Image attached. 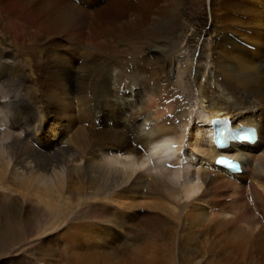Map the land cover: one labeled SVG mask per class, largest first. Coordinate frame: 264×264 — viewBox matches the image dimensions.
<instances>
[{"label":"bare ground","instance_id":"bare-ground-1","mask_svg":"<svg viewBox=\"0 0 264 264\" xmlns=\"http://www.w3.org/2000/svg\"><path fill=\"white\" fill-rule=\"evenodd\" d=\"M192 1L130 0L119 12H101L104 17L88 23L85 14L101 0H0V89L8 92L0 103L10 108L11 125L25 126L22 140L21 135L0 138V237L11 250L27 243L34 224L41 225L44 235L72 210L68 223L78 224L68 236L77 239L80 231L100 236L102 231V251L117 247L115 238L131 251L129 264H264V60L258 52L262 45L264 49V0H209L208 29L199 15L192 16ZM94 21L99 29L93 28ZM195 22L200 27H193ZM57 37L67 42L61 39L58 45ZM237 38L248 41L251 49ZM73 55L83 56L79 68H74ZM170 55L169 67L177 64L182 72L167 70L164 62ZM107 73L121 80L111 96L116 132L106 136L118 142L111 138L98 145L99 135L80 125L91 102L82 90ZM74 78H80L77 86ZM57 83L66 87L68 97L56 90ZM42 87L55 92L57 102L48 93L45 105ZM71 101L80 105L79 117L70 115ZM193 104L200 111L196 120L190 112ZM45 118L64 120L72 138L56 135ZM215 118H227L235 128H255L257 142L233 140L227 149L216 150L210 126ZM182 127L188 145L202 157L197 172L202 190L196 194L188 184L179 190L165 167L158 165L157 173L130 172L105 163L98 154L132 155L140 162L156 153L168 158L170 139H181ZM200 130L210 146L194 139ZM221 154L238 160L241 173L215 166ZM77 161L80 165L73 164ZM50 241L39 244L38 255ZM68 246L69 264H95L72 239ZM103 252L102 264L112 260L105 258L112 252ZM21 257L17 264H25Z\"/></svg>","mask_w":264,"mask_h":264},{"label":"rangeland","instance_id":"rangeland-1","mask_svg":"<svg viewBox=\"0 0 264 264\" xmlns=\"http://www.w3.org/2000/svg\"><path fill=\"white\" fill-rule=\"evenodd\" d=\"M129 1L130 0H120V2L116 4L114 2L110 3L111 2L110 0H105V2H103L101 0V2L98 3L97 5H95L94 7H92V6H91V8L88 7L87 10L90 8L88 11L89 12L91 11V13L89 15L85 14L84 17L87 19V21L89 23L94 18H97V16L104 17L101 15V12L104 13V11H105V12L109 13L110 15H113L114 12L115 13H117V11L119 12L121 7L125 4H127ZM188 3L190 4L191 1H189ZM111 4L113 6H114V4H116V6L113 7ZM208 4H209V0H193L192 1L193 6H190L192 16L199 15V19H201L202 23H204V20H205L204 25L206 26V29H208L211 26V18H209L210 17L209 16L210 15L209 10H211V9H210V6ZM9 16L12 19L16 20L14 13H9ZM131 17H129L130 20L133 19V16H131ZM94 22H96V21H94ZM98 25L100 26V23L99 24H98V22L94 23L93 28L99 29ZM200 25L201 24L195 22L193 27L198 28V27H200ZM88 32H89L88 29L85 30L86 35L88 34ZM245 32H248V31L246 30ZM260 33H261V36L264 37V30L260 31ZM61 39H63V42H67V40L65 38H61ZM61 39H59L58 37L55 38V40L58 42V45L62 44V43H60ZM237 39H235L236 42L245 46L246 48L251 49V46L249 45L248 41H241V40H239V39L237 40ZM83 41H86L87 43L90 42V40L87 41L84 39H83ZM84 43H80L79 46L83 45ZM79 46H78V49H79ZM50 47H52V46H50ZM261 47H262L261 49L258 47L259 48L258 52L261 56V59L264 60L263 45ZM256 49H257L256 46H254V51ZM82 57H83L82 55L80 57H78V55H76V56L73 55L71 57L72 61H75L74 68H79L83 64ZM100 57H101V55H100ZM100 57H96L97 60H100ZM173 58H174V55H170L165 59L164 64L167 67V70L173 69L175 73L177 72V70L182 72L180 66L177 64H175L172 68L169 67V65H170L169 62H170V60H173ZM167 62H168V64H167ZM111 66L113 67L115 65L112 64ZM111 66H110L109 72L111 71V68H112ZM105 75H104L105 78L95 77L93 80V83L90 84V88L82 90L84 96H86L89 99V101H91V102H90V105L85 106L86 108L84 107L85 113L83 114L84 117H83V115L81 117L83 122L80 125L84 126L83 128L85 130H88L89 132L93 131L94 133L99 135L98 145L99 144L106 145L107 143H110V140H112L113 138L115 140V141H113V143L118 142L116 140L115 136H110V138H108L106 136L110 132L111 133L116 132V131H114V129L117 126V118L111 117V114L114 110V103L111 101V98H112L111 96H112V93L117 91L116 88H118V87H116V86H118V84L120 85L121 80L119 79V75H118V78H116L117 76H115L114 80H112V78L107 76L108 73ZM98 78H100V79H98ZM116 79H117V81H116ZM118 79H119V81H118ZM78 81L80 83V78H79V80L74 78L73 85L77 86L79 84ZM102 82L105 84H103ZM102 86H104V87H102ZM112 86H113V88H112ZM34 88H35L34 91L31 92L32 94L37 89V87H35V86H34ZM57 89H58V91H60V94L62 93V95H65L68 97V94L66 93V91H64V89H66V87H64L63 85L62 86L60 85V87H59L58 83H57L56 90ZM40 91H42L41 93H42L43 99H44L43 103L45 105L50 103L48 101V99L46 98L48 93L52 94L51 101L57 102V99H56L57 95L55 92H53V93H50L49 91L46 92L43 87H42V89H40ZM99 91L102 94H100ZM127 93L130 94L127 102H130V104H132L133 103V100L131 98L132 91L130 89H128ZM1 94H2V96H1ZM15 94H16V92H15ZM60 94H59V96H60ZM89 94H90V96H89ZM4 95L6 97V95H8V92L5 91L4 89H0V97H4ZM108 99L110 101H108ZM101 101H103V102H101ZM194 101H195V99H194ZM194 101H193V103H194ZM111 102H112V104H111ZM70 103H72L71 106L69 107V109L71 111L70 115L71 116L74 115L73 117H79L80 114H78L79 112H78L77 106H80V105L74 101H71ZM99 106H100V108H99ZM116 108H117V111L119 113L120 109L118 110L119 107L117 106V104H116ZM190 108L192 109V111H190V112L191 113L194 112L191 115V117L193 116L192 119L195 118V120H196V117L200 113V111L198 112L199 108L197 107V105H194V104ZM65 110H67L66 107H62V109H60V111L63 113H65ZM10 112L11 111H10L9 107L4 106L0 103V138H1V140L5 141L7 139V136H9V135L18 136V138L21 135L20 140H22L23 129L25 128V126L23 125V123L22 124L19 123L20 125H15V126L11 125ZM54 112L55 111H53L51 113V116L55 114ZM101 114H105L106 118L104 119L103 115H101ZM259 120L260 119H257V121H259ZM21 121L23 122L24 120H21ZM45 121L50 122L54 125L53 128H54V132L56 135L64 134L65 136L66 135L68 137L70 136L69 139L72 138V136H71L72 131L67 132L66 129L63 128V126H66V124H64V122H63L64 120L61 119L58 121L57 120L51 121L50 118H45ZM74 126H77V125L75 124ZM108 129H110V130H108ZM183 129H184L183 127L179 128V134H180L179 136L182 135L181 139H180V137H179V139L178 138H171L170 139L172 146H171V151L169 153L168 158H163L159 153H156L154 155V157L150 156V158H151L150 161L146 160L143 157L144 159L142 158V161L140 162V161H134L132 155H121L119 153L112 154V153H110V151H105V150L103 152L98 153V154L101 157V159L103 161H105V163L108 162V164H110L113 167L124 169V170L126 169V170H129L130 172L135 171V170H137V171L140 170V171H149L150 173H157L158 170H155V168L159 167L158 165H160L161 167H165L162 170L172 174L171 179L174 183L177 184V187L179 188V190L181 189V186L183 187L185 184H188V185L193 186V194H196V193L200 192V190H202V182H201L200 178L198 177L197 172H199L200 165L203 162H201V164H200L202 157L198 156V154L188 145V142H187L188 137L186 136L187 133H186V130L185 129L183 130ZM69 130H71V129H69ZM101 130H102V132H101ZM181 131H183L184 133ZM5 136H6V138H5ZM68 137H65V139L63 140L64 143L62 142L63 144L66 145L65 140L68 139ZM205 138H206V136L203 133V131H201V130L199 132H197L196 136L194 137V139L197 140L198 142H200L201 145L208 147L210 145L207 142L208 140H206ZM108 140H109V142H107ZM3 141H1V142H3ZM130 145L133 148H137V150H138V148H139V150L142 149L140 146L137 147L135 142H133V143L131 142ZM1 148H3V147H1ZM41 151L46 152L45 149H41ZM73 164L80 165V162L77 161V162H74ZM162 170H159V171H162ZM3 193H4L3 191L0 192V195ZM193 194H191V195H193ZM90 201L91 200H89V202ZM96 202L97 201L92 200L90 204L95 205ZM246 203H249V198L246 199ZM69 209H71V208H69ZM71 211L72 210H67V212L65 213V216L63 217V220L56 226L55 230H52L51 232H47L44 235L40 236V233H39V232H41V225L39 223L34 224L33 226L35 228L32 226L31 229H29V235L26 237L27 243L24 244L23 246H16L14 250L10 249V245L7 243L6 238L0 237V264H17V260L22 259L21 256L26 257L25 264H28L29 262L35 263V264H69L68 263V261H69L68 257L70 256L71 250H72V247L68 246V242L70 239H72L76 243V246L80 250L82 256L88 260H91V261L96 260V261H94L95 264H102L101 259L104 257L103 251L112 252V253H108L107 256L105 257L106 259H112V260L109 261V260L103 259V261H104L103 264H110V263L111 264H129L130 256L132 254L131 251L130 250H127V251L124 250L123 249V247H124L123 242L118 241V243H117L116 242L117 240L115 238H114V242L112 244L116 245L117 247H115L113 249H111V247H107L106 249H104L102 251V249H101V243L103 242L102 241V239H103V232L102 231L100 233V236H96L93 232H85V231H80L77 234V239L72 237V236H68L69 234L71 235L73 226L75 224H78L76 222H74L73 225L71 223H68L69 219L72 217L71 214H74L73 213L74 211L73 212H71ZM261 217L264 218L263 216H261ZM93 224H95V223H93ZM262 229H261V231H262L261 237H264V228L262 227ZM48 233H50V234H48ZM110 233H111V231H110ZM112 233L114 234L115 237L119 233L116 226H115V228H113ZM126 234H128V233L126 232ZM30 235H32L33 238H32V236L30 237ZM47 235H49V236H47ZM128 236H126L124 238V240H126V238H128ZM40 237H41V239H40ZM36 239H39V240H36ZM48 239L51 240L50 242L52 243V245L45 246L43 244L42 248L44 249V251L40 252L39 253L40 255H38V252L35 249L39 246L40 243H42V241H44V240L48 241ZM104 239H105V237H104ZM105 241H106V239H105ZM110 242H111V240H110ZM106 244H107V242H106ZM11 248H12V246H11ZM126 252H128V253H126ZM29 258H31V259H29ZM252 258L258 259V256H253ZM252 263H258V262L252 261Z\"/></svg>","mask_w":264,"mask_h":264}]
</instances>
